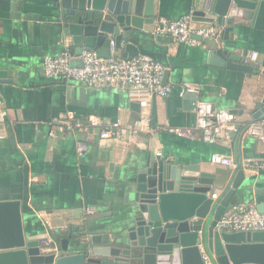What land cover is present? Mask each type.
Segmentation results:
<instances>
[{"label": "crops", "instance_id": "0c3cea01", "mask_svg": "<svg viewBox=\"0 0 264 264\" xmlns=\"http://www.w3.org/2000/svg\"><path fill=\"white\" fill-rule=\"evenodd\" d=\"M194 4L195 0H156L157 16L134 39L138 56L161 64L162 83L173 87L166 98H153L149 108H140L129 100L126 89L45 77L46 57H57L66 47L74 49L56 22L54 0H0V110L6 112L0 139V202H20L26 235L58 242L71 228L72 234L86 231L100 242L106 235L110 240L125 238L131 225L132 179L145 164L149 148L155 156L160 152L167 161L212 175L208 197L215 194L214 202L241 161H264V143L243 133L264 97V1L258 2L250 19L234 21L226 40L219 27L217 41L198 46L157 41L156 20L176 21L193 11ZM218 49L243 61L257 53L250 61L257 65V74L213 66L207 52ZM182 83L198 89V100L241 113L234 116L238 142L211 146L200 140L194 104L177 94ZM68 114L83 125L82 131H56ZM140 115L150 116L152 134H140L130 142L124 134L122 143L98 144L102 130L115 123L132 125ZM167 127L186 128L192 134L179 137L166 132ZM78 143L86 146L82 154ZM213 153L233 161L238 153L239 160L235 168L213 165ZM243 172L232 204L252 201L257 206V199L264 197V170Z\"/></svg>", "mask_w": 264, "mask_h": 264}, {"label": "water", "instance_id": "95a60500", "mask_svg": "<svg viewBox=\"0 0 264 264\" xmlns=\"http://www.w3.org/2000/svg\"><path fill=\"white\" fill-rule=\"evenodd\" d=\"M261 1L195 0L191 20L224 28L226 40L234 21L250 19ZM54 10L74 55L94 52L102 59L110 57L111 42L121 57H137L133 41L157 16L156 0H54ZM165 39L171 40L159 36L157 41ZM207 57L215 67L257 74L255 63L226 51L210 50ZM71 66L81 67L80 60H73ZM183 100L195 105L197 95L187 94ZM261 103L250 116L251 122L264 118V97ZM230 112L241 115L236 110ZM238 130L236 127L231 140L238 142ZM149 150L145 164L132 179L131 225L125 230V238L110 240L106 235L100 242L86 231L72 234L69 228L67 236L58 242L36 239L24 232L20 202L1 201L0 264H203L200 248L211 255L212 264H264V231L215 230L244 181L240 166L214 202L208 197L214 184L212 175L195 166L167 161ZM238 160L235 153L234 162ZM257 201L256 209L264 213V197Z\"/></svg>", "mask_w": 264, "mask_h": 264}, {"label": "built area", "instance_id": "2783aa9c", "mask_svg": "<svg viewBox=\"0 0 264 264\" xmlns=\"http://www.w3.org/2000/svg\"><path fill=\"white\" fill-rule=\"evenodd\" d=\"M193 11L176 21L158 19L155 23L154 34L168 36L173 42L198 46L204 42L217 41L221 29L215 24H197L191 20ZM196 38H199L196 39ZM110 57L98 58L94 52H83L75 56L73 51L66 47L64 52L57 57H46L43 61V74L50 79H64L82 83L86 86H114L126 89L130 101L137 102L140 108H149L153 98H166L173 92L170 84L162 83L165 72L164 67L146 56H137L126 59L119 56L110 43ZM257 53L251 52L250 61L254 62ZM73 60H80L81 67L71 66ZM198 89L188 83H182L178 87L177 94L180 98L187 94L197 95ZM195 129L200 133V140L207 145H215L218 142L231 141V135L236 132L234 115L225 109L214 108L210 103L198 100L194 105ZM6 112L0 110V139H3V126ZM94 125V123H93ZM82 131L83 125L75 121L71 114L56 126V131ZM165 131L179 137H189L192 131L186 128H165ZM152 120L149 115H140L132 125L122 127L119 123L112 124L102 130L98 136V144L106 146L108 141L115 143L124 142V134L127 142L135 141L140 134H152ZM247 137L264 143V118L251 122L245 131ZM85 144L78 143L77 151L85 152ZM160 157V152H156ZM210 163L226 167H236L232 158L219 153L210 156ZM239 166L246 171L260 172L264 170V161L246 159ZM212 200L216 195L211 196ZM88 213L92 211L88 210ZM217 232H263L264 213H259L256 204L252 201H238L226 210L216 222ZM203 264H212L211 255L200 248Z\"/></svg>", "mask_w": 264, "mask_h": 264}]
</instances>
